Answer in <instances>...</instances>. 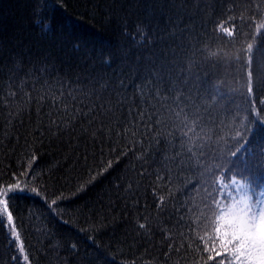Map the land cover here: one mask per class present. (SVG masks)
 <instances>
[{"label":"snow or ice","instance_id":"6c2138e0","mask_svg":"<svg viewBox=\"0 0 264 264\" xmlns=\"http://www.w3.org/2000/svg\"><path fill=\"white\" fill-rule=\"evenodd\" d=\"M128 3L137 6L140 0ZM210 8L206 0H150L144 5V18L134 21L133 27L141 47H151L154 35L159 47L129 60V53L122 47L117 45L112 50L109 45L100 63L111 67L119 60L117 67L111 73L97 71L93 62L83 73L77 72L75 79L62 72L50 51L28 45L19 37L9 44L0 42V61L6 59V63H0V72L8 73L6 91L0 96L6 110L0 144L10 133L19 140L25 115L32 125L24 130L30 149L29 170L38 159L34 145H43L45 138L50 144L66 135L77 144L83 142L85 150L76 163L84 161L87 179L77 183L74 195L86 193L97 178L131 157L134 163L130 161L125 174L113 185L109 204L114 203V197L125 208L139 213L149 207L147 196H152L155 215L140 216L134 222L135 231L125 232L134 242L147 240L159 250L150 264H188L189 252L198 256L192 264H264V165L253 169L246 160L237 164L240 148L228 149L227 161L221 160L228 146L218 129L226 125L223 120L218 123L214 113L217 109L228 111L221 92L224 81L212 84L206 73L202 78L201 61L197 59V52L204 49H197L194 43L196 13ZM237 8L240 20L243 22L247 14L254 28L244 34L247 39L242 49L249 109L241 120L243 130L235 127L237 117L230 125L235 132L231 138L239 144L246 134L256 131V125L264 133V107H257L254 98L257 90H264V0H246L233 4L228 11ZM106 15L109 22L115 19L121 25L123 35H132L127 31L131 7L124 9L121 5ZM36 24L42 31L47 27L42 18ZM216 28L227 37H234L236 31L235 24H217ZM257 37L261 38L258 42ZM80 47V43L74 44V48ZM89 59L91 54L85 50L82 62ZM11 103L18 106L13 108ZM45 103L48 111H44ZM259 103L264 105V99ZM89 146L98 149V162L96 151L89 153ZM90 155L92 166L88 165ZM29 174L21 172L11 183L0 184V227L8 230L10 242L16 244L25 264H30L29 254L10 201L33 196L43 201L50 214L60 216L59 202L66 199L63 193L49 199L48 186L35 175L29 181ZM146 177H152L147 188L143 183ZM192 177L197 179L193 182ZM98 216L90 230L80 231L96 233L123 226L126 219L125 214ZM42 233L48 238L46 230ZM157 235L159 243L154 244ZM87 239L94 246L91 252L87 250L89 245L71 238L57 239L50 247L66 253L64 264H97L101 247L94 235L89 234ZM104 264H109L107 259Z\"/></svg>","mask_w":264,"mask_h":264},{"label":"trees","instance_id":"16d2710c","mask_svg":"<svg viewBox=\"0 0 264 264\" xmlns=\"http://www.w3.org/2000/svg\"><path fill=\"white\" fill-rule=\"evenodd\" d=\"M149 2L150 0H140L137 6H132L128 0H118V3H113V0H0V42L9 44L19 37L28 45L50 51L57 66L62 72H68L73 79L77 72L83 73L88 64L93 62L96 64L97 71L111 73L113 68L117 67L119 60L111 67L100 63L109 45L113 46L112 50H115L117 45L122 47L129 53V60H134L137 55L145 56L153 47H159V41L155 40V35L151 47L147 45L141 47L139 37L135 36L133 22L144 18V5ZM206 2L211 5V8L204 12L197 11L193 34L196 36L194 41L196 48L204 49L203 52H197V59L201 61L202 78L206 73V79L212 84L224 81L221 92L225 94L224 103L228 111L225 113L217 109L214 113L217 116V122L223 120L226 125L218 129L220 134L225 136L228 146L221 154V160L227 161L228 149L240 148L236 163L241 164L246 160L247 164L255 169L264 165V155H262L264 133H261L259 125H256V131L246 134L245 140L237 144L236 140L231 138L234 137L235 132L230 127L233 117H237L235 127L243 130L241 120L247 115L249 109L250 97L246 91L247 75L242 49L247 39L244 34L253 32L254 28L249 24L247 14L242 22L238 8L233 12H229L228 9L233 4L240 5L246 0H206ZM121 5L124 9L131 7V15L127 18V31L132 35H123L121 25L117 24L115 19L112 22L108 21L107 11ZM124 14L120 13V15ZM41 18L43 24L47 25L43 31L36 24V20ZM161 23L163 25V21ZM217 24H223L226 27H232L235 24L234 37L223 35L216 28ZM260 39L257 37V42ZM77 42L81 45L79 49L74 48ZM85 50L90 52L91 59L82 62ZM213 52L217 55L212 56ZM226 54L227 59L224 58ZM237 55L240 57L239 60L235 59ZM0 63H6V59ZM7 75V70L0 72V96L6 91ZM32 94L35 96L36 92L33 91ZM254 98L257 107H264L259 103L260 99H264V90H257ZM9 100L11 101V98ZM17 106L16 103H11V107ZM32 107L31 120L34 122L36 104L33 103ZM48 108V104L45 103L44 111H48ZM5 120L6 110L3 101L0 100V139H3ZM24 121L25 124L19 127V140L14 133H10L0 144V184L11 183L14 176L29 171V181L32 175H35L40 183L48 186L49 199H52L54 194L60 193L66 197L59 202L60 216L50 214L43 201L33 196L25 195L10 201L25 250L29 254L30 264H64L66 253L53 251L50 247V244L57 239L79 240L89 245L88 251H93L94 246L87 239L89 234L95 236L96 244L101 247L97 264H104L105 259L109 264H132L133 261L135 264H150L153 257L159 255V250L148 244L147 240L134 242L130 236H125V232L135 231L134 222L140 216L155 215L152 196H147L149 207L141 208L139 213L135 209L125 208L124 203L115 200L114 197V203L109 204L113 185L118 182V177L125 174L130 161L134 163L132 158L121 160L114 169L97 178L86 193L74 195L77 183L87 179L84 161L81 159L79 163H76L77 156L85 150L83 142L77 144L74 138L66 135L61 140L50 144L45 138L43 145L39 143L34 145L38 149V159L29 170L27 165L30 149L25 144L24 130L32 125L27 115L24 116ZM243 123L247 124V121ZM88 151L89 153L96 151L98 162V149L89 146ZM105 152L107 153V149ZM93 164L94 161L90 155L88 165ZM192 179L194 182L197 177ZM151 180L152 177L144 179L145 188ZM144 202L142 197L141 205ZM128 212L132 215H127ZM98 214L117 217L125 214L126 219L123 226L109 227L96 233L81 232L80 229H91L99 219ZM42 230L47 231L48 238ZM10 241L8 230L0 227V264H25L23 255L18 251L16 244ZM153 243H159L158 235L153 238ZM81 251L83 252L84 249L82 248ZM13 257L16 258L13 259ZM195 259H198L197 254L189 252L188 264H192ZM181 264L184 262L182 261Z\"/></svg>","mask_w":264,"mask_h":264}]
</instances>
